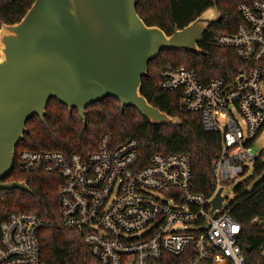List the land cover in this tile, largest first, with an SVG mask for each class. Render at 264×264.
<instances>
[{
  "label": "built area",
  "instance_id": "2783aa9c",
  "mask_svg": "<svg viewBox=\"0 0 264 264\" xmlns=\"http://www.w3.org/2000/svg\"><path fill=\"white\" fill-rule=\"evenodd\" d=\"M238 12L241 23L234 33L215 41L218 48L233 50L245 66L231 82L201 84L194 71L179 67L162 71L158 86L179 94L180 110L198 113L203 129L220 135L210 166L211 195L192 190L188 155L154 154L142 165L137 141L113 145L109 134L86 156L18 154V173L60 177L57 227L79 233L99 264H163L164 255L179 257L190 246L191 264H264V247L251 263L246 260L237 243L240 227L229 205L223 207L224 187L242 177L247 176L237 185H245L239 194L264 188V148L252 152L264 132V0H245ZM255 179L258 183L251 185ZM219 190L221 207L213 209ZM251 223L264 226V218ZM47 226L33 214H10L0 224V264H42L38 232Z\"/></svg>",
  "mask_w": 264,
  "mask_h": 264
},
{
  "label": "trees",
  "instance_id": "16d2710c",
  "mask_svg": "<svg viewBox=\"0 0 264 264\" xmlns=\"http://www.w3.org/2000/svg\"><path fill=\"white\" fill-rule=\"evenodd\" d=\"M245 0H138L136 13L148 27H157L170 36L181 30L205 10L216 6L222 19L213 24L199 44L200 55L190 52L163 50L148 64L142 78L141 94L147 102L170 117L178 118L181 125H151L134 109L120 110L117 100L106 98L86 108L85 124L76 110L71 112L55 99L48 102L44 120L31 118L26 132L15 150L14 169L2 182H25L30 193L0 191V224L10 214L29 213L43 223H49L38 232L40 261L42 264H99L83 245L81 235L75 231L57 227L59 221L58 186L61 179L56 174L41 171L20 174L16 170L17 156L22 151L60 152L86 156L96 151L99 138L109 134L113 145L128 140L139 143V160L147 164L154 154H186L190 157L195 193L209 196L214 182L210 166L220 147V135L203 129L198 113L180 110L179 94L159 91L162 71L183 67L194 71L201 84L211 79L231 82L245 66L234 51L218 48L216 39L234 33L241 23L238 6ZM34 0H0V27L18 23ZM245 185L238 187L235 200L229 204L230 217L239 225L237 243L246 260L251 263L264 247V226L251 221L264 218V188L255 187L251 194H239ZM190 246L181 256H163V264H191Z\"/></svg>",
  "mask_w": 264,
  "mask_h": 264
},
{
  "label": "water",
  "instance_id": "95a60500",
  "mask_svg": "<svg viewBox=\"0 0 264 264\" xmlns=\"http://www.w3.org/2000/svg\"><path fill=\"white\" fill-rule=\"evenodd\" d=\"M138 0H34L18 23L0 27V191L30 193L25 182H2L33 117L44 120L55 99L85 124L86 108L112 98L151 125L181 121L151 106L141 94L148 64L163 50L200 55L199 44L221 21L216 6L170 36L148 27ZM219 190L212 201L221 207Z\"/></svg>",
  "mask_w": 264,
  "mask_h": 264
},
{
  "label": "rangeland",
  "instance_id": "374dc122",
  "mask_svg": "<svg viewBox=\"0 0 264 264\" xmlns=\"http://www.w3.org/2000/svg\"><path fill=\"white\" fill-rule=\"evenodd\" d=\"M234 116L237 120V122L239 123L240 127L243 128L241 119L239 118V116L234 113ZM264 148V132L263 134L260 136L259 139H257V141L255 142L253 148H252V152H260L262 149ZM247 178V176L242 177L239 181L234 182L232 184L226 185L223 189L222 192V197L225 199L224 203H223V207L228 206L230 203H232L235 198H236V188L237 185L240 184L241 182H243L245 179ZM258 179H255L251 185H255L258 183Z\"/></svg>",
  "mask_w": 264,
  "mask_h": 264
}]
</instances>
